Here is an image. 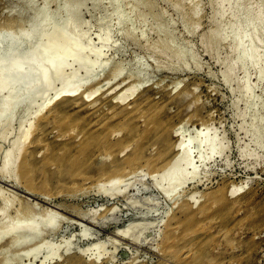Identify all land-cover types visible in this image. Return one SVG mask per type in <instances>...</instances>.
I'll list each match as a JSON object with an SVG mask.
<instances>
[{
    "label": "rangeland",
    "instance_id": "rangeland-1",
    "mask_svg": "<svg viewBox=\"0 0 264 264\" xmlns=\"http://www.w3.org/2000/svg\"><path fill=\"white\" fill-rule=\"evenodd\" d=\"M45 1L0 0V47L3 51L0 54L9 55L16 60L28 56L34 62L32 67L24 66V75L27 74L28 81H21L14 88L4 85L3 88H6L1 89L0 92V171L5 166L4 162L7 163L10 156L14 157L13 161L10 157L11 166L8 167L10 160L5 166L9 174L3 170L6 174L4 176L3 172H0V189L2 190H0L2 192L0 194V218L1 221H5L1 222L0 230L6 223L17 224L21 221L20 224H22V220L29 221L33 229L43 230L36 241L34 238L31 242L20 243V246L18 243H15L16 246L13 244V248L8 246L9 251L6 250L0 254V264H42L48 251H51L50 255L54 252L55 257L45 264H65L69 254L74 255L77 251L78 254L82 252L80 254L82 257L78 256L84 260L87 254L90 257L94 252L91 244L97 240H100L103 261L108 260L106 264H132L134 259L136 263L133 262V264H264V79H262L264 77L259 78L258 72L261 69L264 70V61H262L264 58L260 60L261 64L253 65L249 60L252 54L240 57L238 56L239 48L234 45L236 37L243 39L245 34H247L246 38L249 33H254L253 36H256L254 39L258 40L257 47L260 48H256V52H260V55L264 53L261 52L264 49V0H47L46 3ZM71 10L77 11L78 15H75V18L72 17L73 21H76L71 22L74 24L72 27L76 32L75 36H82L86 32L88 34L85 35L87 37L83 35L85 39L77 38L78 41L67 43H64L66 40L63 41V45L66 44L69 51L62 54L61 59L74 62V64L70 69L56 75L47 70V61L40 60V50L44 48L43 45L49 36L55 33L56 26L64 22L67 17H71L73 13ZM260 12H263L262 15ZM257 13L260 15V20H263V22L260 21L262 23L256 21ZM32 15L35 16L32 21L26 20ZM238 20L239 25H237ZM30 27H34V31L29 44L21 47L23 50L21 57L16 51L22 41L20 32ZM74 27H77V31ZM217 32L220 33V37L215 38ZM259 39L263 44L259 43ZM81 43L85 45L86 54H88V49L102 48L99 59L93 56L94 54L89 55V59L92 61L94 59V63L90 65L91 67L85 63V66L92 68L89 69L88 76L85 73L87 69L83 68L84 65L81 66L83 69L79 66V63H83L81 60L83 58L79 56ZM102 62L103 64L108 63L106 68H101ZM232 65H234L233 73L226 78V71ZM115 68L118 73L113 76ZM77 69L83 79L85 77L87 80V77L91 76L97 78H94L92 82L83 83L76 95L79 100L94 87L93 84H99L96 82L99 80L100 84L105 81L107 84L103 86L104 90L101 89L98 94H95L94 98L104 95V92L107 93V90L109 91L114 84L116 86L120 81L121 84L116 87V90H121L122 84L125 86L127 83L141 80L145 82V85L139 92L160 88L159 91L161 90L162 94L170 93V96L175 97L177 93L180 94L187 89L185 93L188 94L185 95V99L183 98L184 102L180 101L183 106L179 104L180 102L178 105L176 102L171 105L176 108L175 112L177 110L179 112L177 115L171 108L175 114V119L173 117L172 121L175 120L173 123H177L179 117L185 118L192 115L194 119L191 116V120L182 133L179 132V137L181 135V140L189 144L191 157L196 163L200 151L207 154L210 152L209 147L204 144L198 147L199 142L206 137V133L209 139H213L216 144L215 158L213 157L205 164L198 161L201 167L199 166L198 172L200 175H195L197 178L191 174L192 178L189 174L190 169L184 164L183 169L186 170H183L182 174L186 173L184 179L187 181L183 183L184 185L179 183L181 182L179 179H183L181 172L178 175L175 174V182H169L168 178L172 172H169V175L167 172H160L158 165L151 163L153 159L151 156L157 158L159 153L160 156H165L164 159H167V156L169 158L172 149L167 146L173 142V139L168 137L166 142L168 145L163 144L166 140H160L163 141L161 145L160 141L151 138L142 139L139 142L127 135L126 128L113 125V132L116 131V134L111 136L112 140L117 143L113 144V147L101 150L105 153L104 158H101L98 152L99 157L97 155L98 158L95 157L93 160L90 158L87 164L80 167L78 163L69 165V155L73 151L71 146L76 142L70 138L71 133L67 129L68 126L70 127V120L80 113L71 109L68 111L71 117L69 118V115L64 117L66 120L57 125L58 122H53L51 119L54 112L58 110L57 107L52 112L45 109L40 115L38 111L42 104L51 99L61 88L59 78L62 77L64 80V78L68 79L73 75H78ZM7 72L6 75H8ZM83 79L82 82H86ZM123 79L128 82L122 83ZM89 84L90 87H88ZM246 85L250 86L251 94H246L244 91L243 88ZM161 87H166L164 89L166 93ZM80 93L84 94L81 96ZM173 104L178 107L181 105V110ZM42 115L45 116L44 119ZM68 119H70L69 122ZM50 120L54 123L53 125ZM199 120H203L204 123L207 120V127L204 129L206 132L202 134L195 131L201 126ZM47 121H49L48 125ZM76 124L72 122L71 126L75 125V129L87 126L82 121ZM60 131L67 133L66 138L69 140L66 142L69 141V144H63L66 138L60 137L62 135ZM28 132L31 133L29 136ZM42 132H45L44 135ZM105 135L102 136L103 139L106 138ZM107 136L110 135L107 134ZM37 137H40L39 143ZM42 137L45 138L43 142ZM79 139L80 137L77 141ZM15 140L16 143L17 141L22 143L25 140L24 150H20L22 153L19 152V158L15 156L19 153L13 151V155L10 152L12 144H15L12 149L17 148H14ZM44 141L47 142L46 144L49 142L47 146H51L46 147L45 144L44 146ZM22 144L19 145L22 146ZM19 145L17 143V146ZM42 145L43 147H40ZM20 148L19 146L16 151ZM94 148L95 146L90 148L88 146V153L94 152ZM136 148H140V151L143 148L144 153L141 151L143 154L139 160H136L139 163L135 162L133 166L136 167L132 169L135 171L133 178L127 172H124L125 175L119 172L121 176H126V179L131 177V180L122 179L123 183L120 182L121 184L117 185L115 190L114 188L110 190L107 183L105 187L102 186L108 179L105 177L110 174L101 177L103 172H99L96 166L104 162L111 166L126 165L131 160L130 157H133L132 153L135 154ZM28 149H36L39 152V156L31 161L29 169L34 168L31 175L25 173L28 169L23 170L25 169L23 165L29 160V152L26 154L25 151ZM47 157L52 158L53 161L51 160V165L46 167L43 161L44 158L47 160ZM15 158L18 160L16 161ZM147 158L152 165L148 163L149 161H145ZM127 167L126 170H129L128 168L132 166ZM137 168L139 172L136 171ZM205 172L209 175L208 177ZM141 175L142 180H137ZM204 175L206 178L203 177ZM159 180L164 183L162 184ZM176 180H179L178 183ZM229 180L237 187H243H239L240 190L235 195H229L231 205L216 202L217 198L214 200V205L208 204V208L199 213H193L196 210L199 211L202 203L208 201L207 198L210 197L211 192L213 195L214 191H220L221 187L223 190L226 189ZM97 183L98 186L102 184L100 188ZM170 186L175 190L177 189L175 186L183 187L178 188L180 190H176L178 192L171 188L170 192V189H167ZM123 188L127 189L122 190ZM147 188L149 193H145ZM250 189L254 194H249ZM113 190L118 192L112 196ZM160 190L166 193L164 192L163 195ZM181 191L184 192L183 197L195 192V198L197 200L200 198L198 202L193 201L195 206L194 204L193 207L188 205L191 209L182 210L185 213L180 210L175 211L173 201L169 198L175 194L173 192L182 193ZM205 193L208 195L207 198ZM146 196L149 197L145 199ZM4 207L5 210H3ZM20 207L24 210L27 207L32 211L28 214L27 209V215L25 212H20ZM18 211L21 214H18ZM89 212L93 215L92 213L88 215ZM168 227L174 228L173 230L177 232L174 231L172 235L173 232ZM158 231L159 236H157ZM122 232L126 234L128 232L127 236L123 237ZM165 234L168 235L165 236ZM8 236L5 237L7 242L11 239ZM151 237L154 238L153 241L147 244L145 239ZM165 237L167 241L172 237L170 239L172 248L165 244L167 242ZM4 239H2L3 244L6 242ZM161 243H164V246ZM3 244L0 241V246ZM68 247L70 250L67 253ZM167 248L172 250L169 254L166 251L170 249ZM67 260L66 264H69ZM82 260L77 258L76 264H80ZM89 263L90 261L86 264Z\"/></svg>",
    "mask_w": 264,
    "mask_h": 264
},
{
    "label": "bare ground",
    "instance_id": "bare-ground-1",
    "mask_svg": "<svg viewBox=\"0 0 264 264\" xmlns=\"http://www.w3.org/2000/svg\"><path fill=\"white\" fill-rule=\"evenodd\" d=\"M47 1V0H46ZM46 1H45V3H46ZM229 1V0H228ZM263 1V0H262ZM264 3V2H263ZM48 4V3H47ZM264 6V5H263ZM260 8V7H259ZM77 9V8H76ZM261 10H263V9H261ZM73 13H72V15H71V17L70 18H68L67 17V19L64 21V22H61L59 25H57L56 26V28H55V33H53V35L51 34V37L49 36V39H47V41L45 42V44L43 45V49H41L40 50V60L41 61H47L46 63H47V70H50L51 72H53V73H55L56 75H59V74H61V73H63V72H65V70H67V69H70L71 68V66L74 64V62H68V61H65V60H62L61 59V55L62 54H65L66 52H68L69 50H68V48H67V46H65V45H63L65 42L67 43V42H71V41H78L77 40V38L79 39L80 37L82 38L83 37V35H84V37H87V36H85L86 34H88L87 32L86 33H84V34H82V31L80 32L81 34H82V36H79L78 34H76V35H78L79 37H76L75 36V31H74V29H73V27L72 26H74V24H72L74 21H76V20H74L73 21V18H75V15L76 16H78L76 13H77V11H73V10H71ZM79 11V10H78ZM221 11V10H220ZM260 11V10H259ZM35 13V12H34ZM198 13V12H197ZM259 13V12H258ZM257 13V22L259 21H262L263 22V20H260V15H262V13L259 15ZM36 14V13H35ZM71 14V13H70ZM30 17V16H29ZM34 17L35 16H31L30 18H27L26 20H33L34 19ZM73 17V18H72ZM15 20V19H14ZM8 21V20H7ZM10 21V20H9ZM8 21V22H9ZM16 22H17V20H15ZM15 21H14V23H15ZM19 21H21V20H19ZM73 21V22H72ZM12 22H13V20H12ZM12 22H10V23H12ZM72 22V23H71ZM262 22H260V23H262ZM239 20H238V23H237V25H239ZM259 24V23H258ZM260 25H262V24H260ZM250 26V25H249ZM258 27V26H257ZM260 27V26H259ZM258 27V28H259ZM75 29L77 28V27H74ZM254 28V27H253ZM79 30V29H78ZM34 31V27H30V28H28V29H25V30H23V31H21L20 32V34H21V38H22V41L20 42V44H19V46H18V48H17V54L18 55H20L21 57H22V55H21V53H22V49H21V47L22 46H24L25 44H29V40H30V37H31V34H32V32ZM76 31H77V29H76ZM253 31V30H252ZM79 32V31H78ZM255 32V31H254ZM218 33V34H217ZM216 33V35H215V38H217V37H220V33L219 32H217ZM249 33V32H248ZM249 34H252V33H249ZM248 34V36L245 38V36L247 35V34H245V36H244V38L243 39H241V38H237L236 37V44H234V45H236V47L237 48H239L238 50H239V52H237V53H239L238 54V56H240V57H244V55H248V54H252V57H250L251 59H249L251 62H252V64L253 65H256L257 66V64L258 63H260V60H262V58H264V56H263V54L264 53H261V55L258 53V52H256L257 50H256V48H259V47H257V39H254L255 37L253 36L254 35V33L252 34V35H249ZM83 37V38H84ZM85 39V38H84ZM64 40H66V41H64ZM238 40V41H237ZM242 40V41H241ZM260 40V39H259ZM63 41H64V43H63ZM235 41H233V42H235ZM62 42V43H61ZM81 42V41H80ZM83 42V41H82ZM259 43H262L263 44V42H262V40H260V42ZM82 45H81V50H79L80 51V54H79V56L80 57H82L83 59H81L82 61H83V63H79V66L81 67V66H85V63L86 64H88L89 66L91 65V64H93L94 63V59H93V61L91 60V59H89V55L90 54H94L93 56H95V57H98L99 55H101V53H102V48H100V47H95V48H92V49H88V54H86L85 53V48H84V43H81ZM237 48H235V49H237ZM260 49V48H259ZM264 50V49H263ZM263 50H261V52H264ZM259 51V50H258ZM3 51H2V48L0 47V53H2ZM104 55V54H103ZM237 56V57H238ZM236 57V58H237ZM98 59H99V57H98ZM239 59H241V58H239ZM245 59V58H244ZM95 60H97L96 58H95ZM242 60V59H241ZM245 61V60H244ZM250 61H249V63H250ZM262 61H264V60H262ZM95 62H97V61H95ZM237 62H239V61H237ZM234 63V62H233ZM242 63H243V61H242ZM33 64H34V62H33V59L32 58H29L28 56H26V57H24V58H22L21 60H16V59H13V58H11V56H9V55H6V54H0V92L4 89V88H6V87H4L3 88V86L4 85H7L9 88H14V87H16V85H19L20 84V82L22 81H25V80H27V74H26V76L24 75L25 73H24V66L25 65H27V66H33ZM81 64V65H80ZM107 64L108 63H104L103 64V62H102V65H101V68L102 67H105V66H107ZM261 64V63H260ZM100 65V64H99ZM235 65V64H234ZM234 65H232V66H230L229 68H228V71H226V74H225V77L226 78H228L229 76H230V74L231 73H233L232 71H233V69H234ZM83 66V68L86 70V74L84 73V75H86V76H88V72L90 73V71H89V69H92V68H90L89 66H85L84 67ZM236 66V65H235ZM252 66V65H251ZM255 66V67H256ZM78 67V66H77ZM87 67V68H86ZM89 67V68H88ZM100 67V66H99ZM82 68V67H81ZM81 68L79 69V67H78V69L79 70H81ZM82 68V69H83ZM106 68V67H105ZM104 68V69H105ZM74 69V68H73ZM77 69V70H78ZM117 69H118V67H117ZM116 68L114 69L115 71H113V76L115 75H117V73H118V70H117ZM7 70H10L9 72H10V74H9V72H7ZM72 70V69H71ZM76 70V71H77ZM79 70L76 72V73H79ZM75 71V70H74ZM6 72L8 73V75H6ZM73 72V71H72ZM259 72V78H262V77H264V70H260V71H258ZM74 74V73H73ZM6 75V76H5ZM77 75V74H76ZM76 75H73L71 78L69 77L68 79H66V78H64V80H63V78L61 77V78H59V81L61 82V88L60 89H58L57 91H56V93H55V95L51 98V99H49V100H46L43 104H42V106H41V108H40V110L38 111V114L40 115L45 109H48V111L49 112H52L54 109H55V107H57L58 108V110L57 111H55L54 112V116H53V118H51L52 120H53V122H58V124L57 125H59V123L61 124V123H63L65 120H66V118L64 119V117H66V116H68L69 114H68V111H70L71 109L72 110H74V111H76V112H78V113H80L78 116L76 115L74 118H73V120H70V119H68V122H69V120L71 121L70 123V127L68 126V125H66V127L68 126V129H67V131L68 132H70L71 134H69L71 137V139H73V141L74 142H76V144L75 145H72L71 147V149L73 150V151H71L72 153L69 155V159H70V164L69 165H74L75 163H78V167H80V166H82V165H84V164H87V161H89V159L91 158L92 160L96 157V158H98L99 157V155H98V152H100V155H101V158H104L105 156V153H102L101 152V150L102 149H104V148H108V147H111L113 144H116L117 142H114L113 140H112V136L111 135H115L116 134V131H114L113 132V128H114V126H116V125H121L124 129L126 128L127 129V131H128V136H131V139L132 140H139V142L142 140V139H147V138H151V139H155L156 141L158 140V142L160 141V140H166L165 141V143H163V144H166V145H168L166 142H167V140H168V137L170 138H172L173 139V142H170V144L167 146L169 149H172V154H171V156L168 158V156H167V159L165 158L164 159V157L165 156H160L159 155V153H158V157L157 158H155V156L154 157H152L151 156V158H153L152 159V161H151V163L153 164V165H158L157 167H158V169L160 170V172H167V175H169L168 173L169 172H172V173H170V175H169V178H168V180H169V182L171 181V182H175V177H176V175L175 174H177L178 175V173L179 172H181V174H182V171L183 170H186V169H183L185 166H184V164L185 165H187V167L190 169V175L192 174L193 176H197V175H200L198 172H199V169H200V165H198V161L199 162H201L202 164L204 163H207L208 161H211V159L214 157V153H215V150H216V144H215V142H213V139L211 140V139H209V137H208V135L205 133V138L202 140V141H200L199 142V145H198V147L200 146L201 147V145L202 144H204L205 146H207V147H209V149H210V152H208L209 154H207V153H205V152H203V151H200V153L198 154V159H196L197 161H196V163H195V161H194V159H192V157H191V149H190V146H189V144H186V142H183V140H181V135H180V137H179V132H181L182 133V131H183V129L187 126V124H188V122L191 120V116H189L188 115V117L186 116L185 118L183 117H179V122H175V123H173L174 121H172L173 120V117H174V115L177 113V115L179 114V112H178V110H177V112H175L176 110V108L174 107H171V105H172V103H174V102H176L177 103V105H178V103L180 102V101H183V98L185 97V95L186 94H188V93H185L186 92V90H184V92L182 93H177L178 95L176 96L175 95V97L174 96H170L168 93L167 94H162L160 91H159V89H154V90H152V91H144V92H139L140 91V89L145 85L144 83L145 82H141V81H143V80H139L140 82H136V81H133L132 83H127V82H125L126 80H127V78H126V80H124V81H122V83L123 82H125V86H124V84H122L121 86V90H116V87H118V85L120 86V84H121V81L116 85V86H114L113 85V87L111 88V89H109V91L107 90L106 92L107 93H105L104 92V95L102 94V96H97L98 98H94V96H95V94L97 93H99L98 91H100L101 89H103V86H106V84H107V82L105 81V83H101L100 84V80L99 81H96V82H99V84H97V83H95V84H97V86H99V87H97V86H95V84H93L94 85V87H93V85L91 84V87H93L92 89H90V90H88L87 91V93L85 92L86 90H85V88H84V92L86 93L85 95H83L82 96V94H84V93H80L81 94V96H82V98L79 100L78 99V96H76L77 95V92L80 90L79 88H81V86L83 85V83H89V82H92V81H94V78L95 77H87L88 79L86 80L85 79V77H84V75H83V77H84V79L82 78V76L80 75V73L76 76ZM80 75V76H79ZM248 75V74H247ZM257 75H258V73H257ZM249 77V76H248ZM82 79L84 80V81H86V82H82ZM95 79H97V78H95ZM131 79V78H130ZM262 79H264V78H262ZM261 79V80H262ZM102 80V79H101ZM258 80H260V79H258ZM28 81V80H27ZM132 81V80H131ZM2 82V83H1ZM82 83V84H81ZM94 83V82H93ZM21 84H23V83H21ZM102 84H105V85H102ZM102 85V86H101ZM110 85V84H109ZM108 85V86H109ZM163 86V85H162ZM7 87V88H8ZM88 87H90V84H89V86ZM164 87V86H163ZM163 87H161V89L163 88ZM171 87V86H170ZM166 88V87H165ZM165 88H163V90L162 91H164V89ZM2 89V90H1ZM119 89V88H118ZM244 91L246 92V94H248V93H250L251 92V88H250V86H248V85H246V86H244ZM12 90V89H11ZM104 90V89H103ZM151 90V89H150ZM195 90V89H194ZM166 91V90H165ZM164 91V92H165ZM11 92V91H10ZM83 92V91H82ZM139 92V93H138ZM168 92V91H167ZM188 92V91H187ZM8 93H9V91H8ZM166 93V92H165ZM251 94V93H250ZM9 95V94H8ZM80 96V97H81ZM187 96V95H186ZM132 97V98H131ZM130 98V99H129ZM185 99V98H184ZM184 102V101H183ZM182 102H180L179 104H181ZM174 105V104H173ZM176 105V104H175ZM174 105V106H175ZM176 105V107L179 109V110H181V105H180V107H178ZM183 106V105H182ZM56 108V109H57ZM174 110V112H175V114H174V112L172 111V109ZM47 111V110H46ZM45 111V112H46ZM37 113V112H36ZM35 113V114H36ZM71 113V112H70ZM47 114V113H46ZM38 115V116H39ZM37 117V116H36ZM35 117V118H36ZM42 118L43 117H45L44 115H42L41 116ZM71 116L69 115V118H70ZM192 118H193V116H192ZM200 118H202V117H200ZM199 118V119H200ZM44 119V118H43ZM64 119V120H63ZM174 119H175V117H174ZM194 119V118H193ZM46 120H49V119H46ZM45 120V121H46ZM196 120H198V118L196 119ZM203 120H204V118H203ZM203 120H201L202 121V123H201V121L199 120V122H200V124H201V126L198 128V129H195V131L198 133V134H202V133H204V132H206V131H204V129H206V127H207V124H206V122H207V120L205 121V123H204V121ZM51 121V120H50ZM80 121H82V122H84L87 126H83V127H81V129H75V125H73V127L71 126L72 125V122L74 123V124H76L77 122H80ZM116 121V122H115ZM52 121H51V123H52V125L54 124ZM67 122V123H68ZM76 122V123H75ZM197 122V121H196ZM9 123V122H8ZM44 123V122H43ZM43 123H41V124H43ZM48 123H49V121H47V125H48ZM50 123V124H51ZM49 124V125H50ZM56 124V123H55ZM66 124V123H65ZM79 124V123H78ZM56 125V126H57ZM77 125V124H76ZM114 125V126H113ZM39 126H40V124H39ZM38 126V127H39ZM55 126V127H56ZM128 126V127H127ZM40 128H41V126H40ZM40 128H38V129H40ZM50 128V127H49ZM193 128H195V127H193ZM44 129L46 130V127H44ZM44 129H42L43 131H45ZM47 129H48V127H47ZM209 129V128H208ZM49 130V129H48ZM39 131H41V130H39ZM50 131V130H49ZM61 132V131H60ZM117 132H119V131H117ZM43 133V132H42ZM41 133V134H42ZM45 133V132H44ZM44 133H43V135H44ZM47 133V132H46ZM62 133V132H61ZM31 134V133H30ZM29 134V132H28V136L30 135ZM106 134V135H105ZM107 134H109L110 136L108 137L107 136ZM258 134V133H257ZM61 135V134H60ZM103 135H105V139H103L102 138V136ZM117 135H120V134H117ZM57 136H59V135H57ZM66 136H67V133L66 132H63L62 133V135L60 136V137H65L66 138ZM68 137V136H67ZM80 137V139L77 141V139ZM38 138V143H39V141H40V137H37ZM170 138V139H171ZM25 139H27V138H25ZM43 139L45 140V138L44 137H42V142H43ZM60 139V138H59ZM62 139V138H61ZM70 139V140H71ZM127 139V138H126ZM149 139H147V140H149ZM258 139V138H257ZM67 140H69L68 138H66L65 139V141H63V144L64 143H68L69 144V141L68 142H66ZM146 140V141H147ZM20 142H21V140H19ZM25 141V140H24ZM23 141V142H24ZM36 141H37V139H36ZM72 141V140H71ZM118 141V140H117ZM120 141V140H119ZM118 141V142H119ZM127 141H128V139H127ZM22 142V143H23ZM41 142V143H42ZM45 142V141H44ZM97 142V143H96ZM121 142H123V141H121ZM120 142V143H121ZM142 142H145V141H142ZM157 142V144L159 145V143ZM161 142V145H163L162 144V142L163 141H160ZM14 143H16V140H15V142ZM17 143H18V145L19 144H22V143H19L18 141H17ZM17 143H16V146L14 147V148H19V146L21 147L20 149H19V151H16L17 150V148H16V150L15 149H12L13 148V146L15 145V144H12V147H11V150H10V148H9V150H10V152L12 153L13 151L14 152H16L17 154L20 152V153H22V151H20V150H24V147H23V145H24V143L22 144V146L21 145H19V146H17ZM47 142H45V143H43V145L45 144L46 145V147H50V146H47V145H49V142H48V144H46ZM258 143V142H257ZM62 144V143H61ZM97 144H98V148H97ZM119 144V143H118ZM131 144V143H130ZM43 145L42 146H40V147H43ZM44 145V146H45ZM66 145V144H65ZM64 145V146H65ZM121 145H122V143H121ZM127 145V144H126ZM261 145V144H260ZM54 146V145H53ZM52 146V147H53ZM55 146H57V145H55ZM68 146V145H67ZM88 146H89V148L91 147V146H95V148H94V152H92V153H88V151H87V149H88ZM120 146V145H119ZM22 147H23V149H22ZM113 147V146H112ZM138 147H140V146H138ZM142 147V146H141ZM34 148V147H33ZM54 149H55V147H53ZM167 148V149H168ZM47 149V148H46ZM49 149H52V148H49ZM137 149V148H136ZM140 149V148H139ZM139 149H137L136 150V152L134 151V153L135 154H133L132 153V155H133V157L131 156L130 157V161L128 162V164H126V165H110V164H107V163H102L101 164V162H100V164L101 165H97L96 163V169H98V171L99 172H103V174H101V177H102V175H105V174H110V175H108L107 177H105V179L106 178H108V179H104L105 180V183H103V185L102 184H100V186H98L99 184L97 183V186L100 188L101 187V185L102 186H104L106 183L108 184V188H110V190H112L113 188H114V190H115V187L117 186V185H119V184H121L120 182H122L123 183V180L122 179H124L125 177L124 176H121L122 174H124L125 175V173L124 172H127L129 175H133V173H135V171H132V169H136V167H133L134 166V164H135V162H136V160H139V158H140V156L144 153V151L141 149V151H143V153H141V151L139 150ZM8 150V151H9ZM48 150V149H47ZM61 150V149H60ZM70 150V149H69ZM128 150V149H127ZM7 151V152H8ZM26 151V154L29 152V154H28V156H29V160H27V162L26 161H23L25 164L23 165L24 167H25V169H23L24 171H26L27 169H28V172L26 171L25 173L27 174V175H29V173H30V175H31V172H34V170H32V169H34V168H32V169H29L30 168V166H31V164H32V160L34 159V158H36L37 156H39L38 155V150H36V149H33V150H31V149H28V150H25ZM48 151H50V150H48ZM62 151V150H61ZM161 151H163L162 149H161ZM161 151H159V152H161ZM165 151V150H164ZM168 151V150H167ZM166 151V152H167ZM9 152V154L10 155H14V153H10ZM69 152V151H68ZM105 152V151H104ZM165 152V153H166ZM221 152V151H220ZM20 153L18 154V155H15V156H19L20 157ZM55 153V152H54ZM54 153H53V155H54ZM58 153H60L59 151H58ZM57 153V154H58ZM122 153V152H121ZM124 153V152H123ZM157 153H156V155H157ZM165 153H164V155H165ZM9 154L8 155H6L7 157L9 156ZM69 154V153H68ZM163 153H161V155H162ZM167 154V153H166ZM168 154H170V152L168 153ZM51 155H52V153H51ZM97 155H98V157H97ZM104 156V157H103ZM107 156H108V154H107ZM6 157V158H7ZM11 158H12V156H10ZM10 157L8 158L9 160H10V164H8V167L9 166H11V164H12V162H11V159H10ZM16 157V158H17ZM18 157V158H19ZM27 157V156H26ZM25 157V158H26ZM56 157V156H55ZM110 157V156H109ZM14 158V157H13ZM13 158H12V161H13ZM16 158H15V160H16ZM48 158V157H47ZM61 158V157H60ZM63 158V157H62ZM129 158V157H128ZM143 158V156L141 157V159ZM215 158V157H214ZM7 159V160H8ZM28 159V158H27ZM46 158H44V163H46V167L47 166H49V165H51V163H52V158H48L47 160H45ZM58 159H59V156H58ZM90 159V160H91ZM7 160H5V161H7ZM9 160L7 161V163H9ZM15 160H14V163H16L15 162ZM18 160V159H17ZM16 160V161H17ZM52 160V161H51ZM60 160V159H59ZM62 160H64V159H62ZM61 161V160H60ZM146 162L147 161H149V159L147 158V160H145ZM134 162V163H133ZM138 162V161H137ZM136 162V163H137ZM7 163H5L4 162V164H5V166L7 165ZM139 163V162H138ZM149 164H151L150 163V161L148 162ZM4 164H3V166H4ZM61 164H62V162H61ZM133 164V165H132ZM151 164V165H152ZM200 164V163H199ZM201 164V165H202ZM155 165V166H156ZM4 166V168L1 170L2 172H3V170H4V172H8V174H9V171H7L8 169H6L5 170V167ZM129 166H132V167H128ZM136 166V165H135ZM155 166H154V168H155ZM200 166V167H199ZM7 167V168H8ZM23 167V168H24ZM45 167V168H46ZM77 167V168H78ZM126 167L129 169V170H126ZM10 169V168H9ZM157 169V168H156ZM152 170V169H151ZM181 170V171H180ZM0 171V172H1ZM112 171V173H110ZM129 171V172H128ZM137 172H139L140 170L137 168V170H136ZM188 171V170H187ZM4 172L2 173L4 176L6 175V174H4ZM119 172H123L122 174L121 173H119ZM157 172V171H156ZM184 172V171H183ZM208 172V171H207ZM207 172H205L204 174L207 176L208 174H207ZM24 173V174H25ZM120 174V175H118V174ZM152 173V172H151ZM198 173V174H197ZM1 174V173H0ZM25 174V176H27ZM128 174H127V176H128ZM159 174H161V173H159ZM163 174H166V173H163ZM180 174V175H181ZM185 174L186 173H184V174H182L181 176V178H183L184 179V176H185ZM32 175H33V173H32ZM136 175V174H135ZM179 175V176H180ZM188 175V174H187ZM187 175H186V177H187ZM191 175V176H192ZM205 175L203 176V177H205ZM134 176V175H133ZM133 176H132V178H133ZM163 177H165L164 175H162ZM175 176V177H174ZM191 176H190V178H191ZM193 176H192V178H193ZM195 176V177H196ZM209 176V175H208ZM207 176V177H208ZM28 177V176H27ZM100 176H98V178H99ZM104 177V176H103ZM142 175L141 176H139L138 177V179L137 180H142ZM185 177V178H186ZM31 178V177H30ZM131 177H127V179L126 180H124V181H130L131 179H130ZM141 178V179H140ZM166 178V177H165ZM177 178H178V176H177ZM197 178V177H196ZM198 178H199V176H198ZM206 178V177H205ZM204 178V179H205ZM4 179H5V177H4ZM102 179V180H103ZM129 179V180H128ZM179 179V180H181V182H179L180 183V185L182 184V185H184L187 181H186V179ZM100 180V179H99ZM101 180V181H102ZM160 180H162V178H160ZM159 180V181H160ZM179 180H176V182L177 181H179ZM187 180L189 181V179L187 178ZM191 180V179H190ZM194 180V179H193ZM207 180H208V178H207ZM158 181V182H159ZM163 181H164V178H163ZM201 180H199V182H200ZM102 182H104V181H102ZM161 182V181H160ZM167 181L165 180V183H166ZM168 182V183H169ZM190 182V181H189ZM100 183V182H99ZM135 183H137V182H135ZM162 183V182H161ZM164 183V182H163ZM162 183V184H163ZM178 183V182H177ZM184 183V184H183ZM201 183V182H200ZM106 184V185H107ZM159 184V183H158ZM167 184V183H166ZM197 184V183H196ZM95 186H96V184H95ZM160 186H162L161 184H160ZM166 186V185H165ZM165 186H163V187H165ZM169 186V185H168ZM167 186V187H168ZM195 186V185H194ZM224 186H225V184H224ZM105 187V186H104ZM103 187V188H104ZM128 187V186H127ZM159 187V186H158ZM166 187V188H167ZM177 189L176 190H179L178 188H180L181 189V187H183V186H175ZM239 187H242V186H238L237 187V185L236 184H234V183H231V181L229 180V183H228V185L225 187L226 189H224L223 190V187H221L220 188V191L218 190V192L216 191H214V193H213V195H212V192H211V194H209L210 195V197L207 195V193H205V196H206V198H207V196H208V198H207V202L206 203H202V205L200 206L201 208H199V211H194L193 213L195 214V212L196 213H199L201 210H203V209H206V208H208V204H213L215 201L214 200H216L217 198V201L216 202H225V203H227V204H232V201L229 199V195H231V196H233V195H235V193L236 192H238L239 190H240V188ZM87 188V187H86ZM119 188V187H118ZM165 188V189H166ZM171 188H172V186H170V188H167L170 192L172 191L171 190ZM243 188V187H242ZM89 189V188H88ZM125 189H127V188H123L122 190H125ZM151 189V188H150ZM149 189V190H150ZM158 189H160V188H158ZM163 189V188H162ZM167 189H166V191H167ZM173 189V191H176L175 189H174V187L172 188ZM1 190V189H0ZM87 190V189H86ZM108 190V189H107ZM113 190V192H112V196L113 195H115V194H117V192H115ZM148 190V188L145 190V193H149V191H147ZM164 190V189H163ZM184 190V189H183ZM251 190V191H250ZM249 191V194L251 195L252 193H253V190L252 189H250ZM255 191H256V189H254ZM2 191V190H1ZM85 191V190H84ZM102 191V190H101ZM161 192V194H163L164 195V192L165 191H162V190H160ZM169 191H167V192H169ZM180 191V190H179ZM88 192V191H87ZM104 192V191H103ZM108 192H110V191H108ZM125 192V191H124ZM152 192V191H151ZM176 192H178V191H176ZM176 192H173V193H175V194H172L169 198H171L170 200H172L171 202H172V205H174L173 206V208L175 209V211L176 210H180V211H182V210H185V209H189L190 207H193V201H195V202H198V200L200 199H196L195 198V192H194V194L192 193V194H189V195H187V196H185V197H183V193L184 192H182V193H176ZM2 192H0V194H1ZM121 193V192H120ZM120 193H118V194H120ZM166 193V192H165ZM188 193V192H187ZM210 193V192H209ZM216 193V194H215ZM254 194V193H253ZM249 195V196H250ZM6 197V196H5ZM111 197V196H110ZM149 196H146V198L145 199H147ZM202 197V196H201ZM111 198H113V197H111ZM3 199V198H2ZM1 199V200H2ZM7 199V198H6ZM9 200V199H8ZM218 200H220V201H218ZM11 201V200H10ZM9 201V202H10ZM210 201V202H209ZM4 202V201H3ZM11 202H13V201H11ZM131 202H133V201H131ZM155 202V201H154ZM158 202V201H157ZM156 202V203H157ZM236 202V201H235ZM6 205H7V203H5ZM9 204V203H8ZM131 204V203H130ZM133 205V204H132ZM136 205V204H135ZM188 205H190V207H188ZM214 205V204H213ZM138 206V205H137ZM194 206H195V204H194ZM134 207V206H133ZM141 207V206H140ZM212 207V206H211ZM3 209V208H2ZM1 209V210H2ZM23 209V208H22ZM21 209V207H20V212L22 213H24L25 212V214H29V211H32V210H30L29 208H25V210L23 209V211H21L22 210ZM28 209V211H27V213H26V210ZM191 209V208H190ZM3 210H5V207H4V209ZM18 210V209H17ZM16 210V211H17ZM137 210H139V209H137ZM19 212V211H18ZM17 212V213H18ZM18 213V214H21V213ZM93 212V211H92ZM91 212V213H92ZM182 212H184V211H182ZM90 212H89V214L88 215H90L91 214ZM94 213H95V211H94ZM185 213V212H184ZM27 214V215H28ZM31 214V213H30ZM22 215H24V214H22ZM92 215H93V213H92ZM149 215V214H148ZM19 216V215H18ZM90 217V216H89ZM88 217V218H89ZM92 218V217H91ZM94 218V217H93ZM109 219V218H108ZM172 219H173V217H172ZM175 219V218H174ZM94 220V219H93ZM93 220H91V221H93ZM26 221H27V219H26ZM106 221H107V218H106ZM178 221V220H177ZM176 221V222H177ZM1 222H5V221H1V218H0V226H1ZM8 222V221H7ZM20 222L21 221H19V222H17V224L19 223V225H17L16 223H6V225H4L3 227V229H1L0 230V241H1V244H3L2 243V239H4L6 236H8L9 237V242H7V240H6V238L4 239V240H6V242L5 241H3V242H5L4 244H3V246H0V254H2L3 252H5L6 250L7 251H9V249L8 248H10V247H12L13 248V244L16 246V244L18 243V245L20 244V243H28V242H31L34 238V241H36V238L37 237H39L40 235H41V233L43 232V230H42V232H41V230H37L38 228H36V229H33L34 227L33 226H31V223H29V221L28 222H24L23 220H22V224H20ZM99 222V221H98ZM49 223V222H48ZM48 223H47V225H48ZM52 223V222H51ZM50 224V223H49ZM140 224V223H139ZM143 224V223H142ZM51 225V224H50ZM169 226L171 227V225L169 224ZM144 227V226H143ZM1 228V227H0ZM53 228V227H52ZM92 228V227H91ZM169 228V227H168ZM176 228V227H175ZM169 229H171V228H169ZM174 228H172L171 230H172V232H173V234L172 235H174V231L175 230H173ZM88 230H90V229H88ZM123 230V229H122ZM129 230V229H128ZM135 230V229H134ZM137 230V229H136ZM157 230H159V229H157ZM168 230V229H167ZM166 230V231H167ZM45 231V230H44ZM166 231H165V233H166ZM170 231V230H169ZM47 232V231H46ZM46 232H44V233H46ZM86 232V231H85ZM116 232V231H115ZM120 232V231H119ZM126 232V231H125ZM125 232H122V234H123V237H124V235L125 236H127V234H128V232H127V234L125 233ZM175 232H177V231H175ZM118 233V232H117ZM121 233V232H120ZM130 233V232H129ZM164 233V232H163ZM90 234V233H89ZM88 234V235H89ZM116 234V233H115ZM121 234V235H122ZM140 234V233H139ZM155 234H156V232H155ZM159 234H160V232L158 231V235L157 236H159ZM130 235V234H129ZM168 234H165V236H167ZM42 236H43V234H42ZM141 236V235H140ZM170 236V233H169V235H168V237ZM94 237V236H93ZM93 237H92V239H93ZM122 237V236H121ZM161 237H163L162 236V234H161ZM173 237V236H172ZM171 237V238H172ZM42 238H44V236L42 237ZM84 238H89V237H84ZM157 238H159V237H157ZM166 238V237H165ZM170 238V239H171ZM174 238V237H173ZM176 238V237H175ZM39 239V238H38ZM126 239V238H125ZM138 239V238H137ZM153 237H151V238H148V239H145V241H146V243L147 244H149V243H151L152 241H153ZM170 239L168 240L169 241V243H167L168 241H167V238H166V241L167 242H165V244H168L169 246H170ZM43 240V239H42ZM41 240V241H42ZM157 240V239H156ZM161 240V239H160ZM175 239H173V241H174ZM94 241V240H93ZM100 241V240H99ZM98 240L97 241H94V243L93 244H91L92 245V248H93V251L92 250H90L91 252H93L92 254H91V256L90 257H88V254H87V256H86V259H84V260H82V256L80 255V254H78L77 252H76V254L74 253V255L73 254H69V258H68V260H67V258H66V260H67V262L69 261V264H76V262L79 260H77L76 261V259L77 258H80L81 260H82V262L84 263V264H86L88 261H90V263L89 264H106V261H108V260H104L105 261V263H104V261H103V259H104V257H103V253H102V250L100 249V242H99ZM116 241V240H115ZM144 241V242H145ZM172 241V242H173ZM38 242V241H37ZM37 242H34V243H37ZM40 242V241H39ZM130 242V241H129ZM163 242H164V239H163ZM16 243V244H15ZM33 243V244H34ZM44 243V242H43ZM118 243V242H117ZM122 243V242H121ZM158 243V242H157ZM40 244V243H39ZM38 244V245H39ZM120 244V243H119ZM163 246H164V243H161ZM91 245L89 246L90 248H91ZM168 245L166 246V247H168ZM8 246H10V247H8ZM20 246V245H19ZM8 247V248H7ZM88 247V248H89ZM34 248V247H33ZM37 248H38V246H37ZM87 248V249H88ZM91 248V249H92ZM165 248V247H164ZM170 248H172V246H170ZM170 248H167V249H170ZM35 249V248H34ZM33 250V249H32ZM69 250H70V247H68V249L66 250V252L68 251L69 252ZM160 250V249H159ZM177 250V249H176ZM27 251V250H26ZM81 250H79V252H80ZM169 251L171 252L172 250L170 249V250H167L166 252H168V254H169ZM67 252V253H68ZM85 252V251H84ZM86 252H89L88 250H86ZM50 253H51V251L49 252L48 251V255L46 254L44 257H45V260H43L42 261V264H45V263H47V261H51L55 256L53 255V253L54 252H52V254L50 255ZM72 253V252H71ZM182 253V252H181ZM56 254H57V252H56ZM18 255V254H17ZM77 255V256H76ZM81 256V257H79V256ZM83 255V254H82ZM175 256V255H174ZM20 257V256H19ZM49 258V260H47L48 258ZM67 257V256H66ZM57 258V257H56ZM60 258V257H59ZM112 259V258H111ZM66 260H65V264H66ZM113 260V259H112ZM135 260V259H134ZM133 260V262H135ZM171 261V260H170ZM81 262V261H80ZM81 262V263H82ZM127 262V261H126ZM133 262H132V264H133ZM137 262H140V261H138L137 260ZM168 262V261H167ZM80 263V264H81ZM136 263V262H135ZM64 264V263H63ZM163 264H165V263H163Z\"/></svg>",
    "mask_w": 264,
    "mask_h": 264
}]
</instances>
